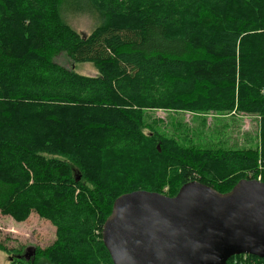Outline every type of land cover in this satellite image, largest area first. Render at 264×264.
Listing matches in <instances>:
<instances>
[{
	"label": "trees",
	"instance_id": "trees-1",
	"mask_svg": "<svg viewBox=\"0 0 264 264\" xmlns=\"http://www.w3.org/2000/svg\"><path fill=\"white\" fill-rule=\"evenodd\" d=\"M143 109L258 115L264 162V0H0V213L55 226L54 264H113L102 232L125 194L257 180L260 151L187 152L146 135Z\"/></svg>",
	"mask_w": 264,
	"mask_h": 264
},
{
	"label": "water",
	"instance_id": "water-1",
	"mask_svg": "<svg viewBox=\"0 0 264 264\" xmlns=\"http://www.w3.org/2000/svg\"><path fill=\"white\" fill-rule=\"evenodd\" d=\"M102 237L113 264L264 259V183L244 180L226 194L199 182L185 185L176 197L125 194L116 200Z\"/></svg>",
	"mask_w": 264,
	"mask_h": 264
},
{
	"label": "rangeland",
	"instance_id": "rangeland-1",
	"mask_svg": "<svg viewBox=\"0 0 264 264\" xmlns=\"http://www.w3.org/2000/svg\"><path fill=\"white\" fill-rule=\"evenodd\" d=\"M63 19L78 33L91 34L98 26L96 19L72 10H63ZM59 63L71 67V62L62 56ZM73 70L79 75L97 77L98 72L92 64H78ZM144 133L151 135L152 131L165 136V140L175 142L187 152L200 153L205 150H258L261 149L260 120L258 115L233 111L231 113H194L189 111H174L163 109H143ZM161 143L157 149L161 151ZM259 168L257 180H264V162L259 152ZM201 162L202 158L196 156ZM137 169L140 168L137 166ZM239 176V175H235ZM254 174H246L252 177ZM245 178V174L241 179ZM163 195H168L169 189H164ZM0 243L8 253L0 251V264H54L50 260L51 250L56 247V228L49 221L32 212L25 222H16L11 217L0 213ZM34 248L35 256L30 262L17 259L25 255L27 249ZM58 253V251H56ZM14 258V262L10 261ZM248 259L244 258L243 262ZM236 264V262H234Z\"/></svg>",
	"mask_w": 264,
	"mask_h": 264
},
{
	"label": "flooded vegetation",
	"instance_id": "flooded-vegetation-1",
	"mask_svg": "<svg viewBox=\"0 0 264 264\" xmlns=\"http://www.w3.org/2000/svg\"><path fill=\"white\" fill-rule=\"evenodd\" d=\"M36 250L34 248H29V250L27 249V252L25 255L22 256H18L17 259L19 260H24L26 262H30L31 261V257L35 256ZM10 261L13 263L14 262V258H10Z\"/></svg>",
	"mask_w": 264,
	"mask_h": 264
}]
</instances>
